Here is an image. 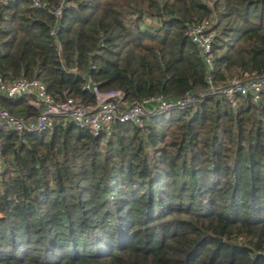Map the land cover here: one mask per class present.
<instances>
[{
    "label": "trees",
    "instance_id": "16d2710c",
    "mask_svg": "<svg viewBox=\"0 0 264 264\" xmlns=\"http://www.w3.org/2000/svg\"><path fill=\"white\" fill-rule=\"evenodd\" d=\"M45 1L0 4V73L58 98L92 102L88 77L130 103L264 75V0H68L60 19ZM211 17L209 72L187 32ZM1 138L0 264H264V98Z\"/></svg>",
    "mask_w": 264,
    "mask_h": 264
},
{
    "label": "built area",
    "instance_id": "2783aa9c",
    "mask_svg": "<svg viewBox=\"0 0 264 264\" xmlns=\"http://www.w3.org/2000/svg\"><path fill=\"white\" fill-rule=\"evenodd\" d=\"M10 0H0V4ZM35 8H46L45 0H30ZM68 0H61L60 5L51 12L60 19L69 7ZM215 17L193 23L188 28L189 38L198 46L208 71L214 68V40L217 35ZM53 33L57 31L53 30ZM209 87L198 92H187L176 98L162 95L152 96L135 102H127L122 90H102L98 83L88 77L82 88L90 91L92 102L69 96L65 93L58 98L48 91L47 85L39 78L23 77L14 81L7 80L0 73V95L8 99L27 96L34 101L37 109L34 115L18 114L10 111L0 103V171L5 164L2 136L14 132L19 143H25L27 136L33 133L53 131L57 125L73 123L78 129L87 130L94 136L110 133L115 123L133 122L143 125L144 119L169 113L175 109L195 106L208 96L225 99L231 106L238 107L241 97L250 96L254 103L264 98V75L248 78H232L226 84L215 85L208 75Z\"/></svg>",
    "mask_w": 264,
    "mask_h": 264
},
{
    "label": "crops",
    "instance_id": "0c3cea01",
    "mask_svg": "<svg viewBox=\"0 0 264 264\" xmlns=\"http://www.w3.org/2000/svg\"><path fill=\"white\" fill-rule=\"evenodd\" d=\"M5 98V97H3V96H1L0 95V98ZM6 99H8V98H6ZM22 99H26V101L28 102V103H30V105L32 106V111L31 110H23L22 112H18V114H24V115H34V114H36V112H37V109L35 108V106H34V101L32 100V99H30V98H28L27 96H20V97H18V98H16V99H9V100H12V101H19V100H22ZM0 103H1V101H0ZM2 104V103H1ZM3 105V104H2Z\"/></svg>",
    "mask_w": 264,
    "mask_h": 264
}]
</instances>
